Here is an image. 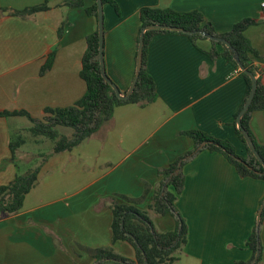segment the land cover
I'll list each match as a JSON object with an SVG mask.
<instances>
[{
    "label": "crops",
    "instance_id": "crops-1",
    "mask_svg": "<svg viewBox=\"0 0 264 264\" xmlns=\"http://www.w3.org/2000/svg\"><path fill=\"white\" fill-rule=\"evenodd\" d=\"M66 1L0 0V112L26 111L42 120L47 109L72 107L85 95L82 60L98 19L87 12L93 0L80 8ZM114 1L119 14L104 6V59L107 75L123 93L136 74L142 8L199 12L218 34L255 21L245 35L259 52L255 64L264 73V0ZM40 6L47 10L16 14ZM216 43L206 37L194 43L175 34L150 40L146 68L158 100L145 107H117L113 119L79 146L44 155L39 181L23 208L16 214L0 212V264H96L89 250L101 248L135 260L134 247L112 237V205L120 196L134 200L158 233L176 229L175 214L161 216L151 206L163 195L164 170L195 148L185 134L201 130L247 154L235 127L247 83L240 68L209 54L225 51ZM52 54V68L42 73ZM32 126L24 116L0 117V187L20 175L21 147L15 161L10 147L20 130ZM250 129L264 146V110L252 114ZM181 171L184 187L175 206L188 236L174 264H252L248 242L255 232L264 264V219L258 227L264 181L241 177L223 154L208 149L186 160Z\"/></svg>",
    "mask_w": 264,
    "mask_h": 264
},
{
    "label": "trees",
    "instance_id": "trees-1",
    "mask_svg": "<svg viewBox=\"0 0 264 264\" xmlns=\"http://www.w3.org/2000/svg\"><path fill=\"white\" fill-rule=\"evenodd\" d=\"M103 5H112L119 14V7L114 0H102ZM87 10L88 14L98 19L97 0ZM66 4L71 8H80L85 5V0H67ZM47 10L46 6L28 8L22 12H16L21 16L32 15ZM141 33L149 25L160 24L177 27L189 33L151 30L146 32L143 53V67L140 73L136 89L126 100L120 99L111 85L106 83L102 76L100 64V44L98 30L87 37V48L82 60L80 76L86 84V93L74 106L64 109H47L46 116L42 120L33 119L26 111H3L1 118L12 116H24L30 119L33 126L30 132L34 137H46L55 142L54 154L71 151L81 143L91 138L104 124L114 117L115 109L125 105H137L145 107L158 100L156 84L146 68V54L150 40L159 34L186 35L194 43L199 39H205L200 31H205L212 36L226 39L234 48L231 52L227 47L222 54L216 51L210 52L212 57L223 56L239 68L234 56L238 55L245 69L253 73L258 80V88L249 111L242 119L243 128L250 134L257 151L264 159V146L260 145L250 129L251 116L256 111L264 110V84L262 77L264 73L256 66L255 59L260 57L259 52L253 47L251 41L246 37L245 31L255 21L245 20L236 24L233 29L225 34H218L204 16L199 12L181 13L170 9L142 8L140 11ZM213 43H216L213 41ZM220 44V43H216ZM55 61V56H49L42 68V73L49 71ZM239 71V70H238ZM247 83L245 100L236 116V132L246 149V157L237 154L235 147L229 141L218 140L201 130H193L185 135L192 138L195 148L178 162L172 164L163 172V195H159L151 209L159 215L175 214L176 229L166 233H158L146 212L141 211L135 205V201L120 196L114 199L112 205L113 222L112 237L114 242H127L135 251V260L126 259L116 254L112 249L89 250L96 264H174L178 257L177 251L186 243L188 227L176 210V200L184 187L182 166L185 161L193 158L203 149L223 154L227 160L236 168L238 174L245 178L251 177L264 181V166L256 159L249 149L241 129L237 126L240 116L252 90V80L244 72L239 71ZM59 127L74 129L72 137L60 133ZM22 137L11 143V158L16 159V151L23 145ZM41 173V167L30 170L25 174L18 175L14 181L7 186L0 187V212L16 214L22 208L26 196L36 187ZM264 202V201H263ZM262 202V205H263ZM264 209L262 210V220ZM248 246L253 251V259L258 251L260 255L254 264H260L262 248L258 233H253ZM249 264V263H241Z\"/></svg>",
    "mask_w": 264,
    "mask_h": 264
},
{
    "label": "water",
    "instance_id": "water-1",
    "mask_svg": "<svg viewBox=\"0 0 264 264\" xmlns=\"http://www.w3.org/2000/svg\"><path fill=\"white\" fill-rule=\"evenodd\" d=\"M97 7H98V36H99V44H100V64H101V72H102V76L104 78V80L106 81V83H108L109 85L112 86V88L114 89V91L116 92L117 96L122 99V100H126L128 99L133 92L136 89V85L137 82L139 80L140 77V73L143 67V53H144V45H145V35L146 32L151 31V30H167V31H175V32H183V33H189L192 34V32H186L185 30L181 29V28H177V27H172V26H165V25H160V24H153V25H149L146 28H144V30L141 33L140 36V42H139V48H138V56H137V68H136V74H135V78L133 80V83L130 87V89L126 92L123 93L119 87L109 78V76L107 75L106 72V67H105V59H104V48H105V13H104V5H103V1L102 0H97ZM200 33L202 34V36L211 39L213 41L219 42L224 44L231 52H234V48L232 47V45L223 38H219V37H215L212 36L211 34L205 32V31H200ZM235 61L238 63L239 68L242 72H244L246 75H248L251 80H252V90L250 93V96L240 114V116L238 117V127L241 129L242 134L246 140V143L249 147V149L251 150V152L253 153V155L256 157V159L264 166V159L261 157V155L259 154V152L257 151V148L253 142L252 137L250 136V134L243 128L242 125V119L245 116V114L249 111L257 88H258V80L257 77L247 71L245 69V67L241 64L239 56L235 55L234 56ZM264 209V202L258 217V227L261 224V219H262V210ZM260 255V252L258 251L254 261L252 262V264H254L256 262V260L258 259Z\"/></svg>",
    "mask_w": 264,
    "mask_h": 264
},
{
    "label": "rangeland",
    "instance_id": "rangeland-1",
    "mask_svg": "<svg viewBox=\"0 0 264 264\" xmlns=\"http://www.w3.org/2000/svg\"><path fill=\"white\" fill-rule=\"evenodd\" d=\"M24 120L28 122L27 119ZM22 127H26V125L22 123ZM58 129L62 135L67 137H72L75 131L69 127H59ZM19 137H22L24 143L17 154V163L20 167V174H25L31 169H34L38 166L40 167L44 164L46 161L44 158H47L44 155L47 156L52 153V150H54L55 147V142L46 137L36 138L32 135L30 130L26 129L20 130Z\"/></svg>",
    "mask_w": 264,
    "mask_h": 264
}]
</instances>
